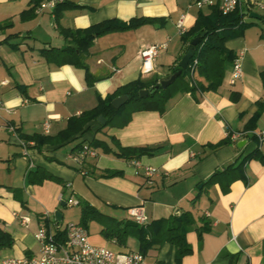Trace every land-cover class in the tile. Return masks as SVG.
Here are the masks:
<instances>
[{
  "label": "crops",
  "instance_id": "1",
  "mask_svg": "<svg viewBox=\"0 0 264 264\" xmlns=\"http://www.w3.org/2000/svg\"><path fill=\"white\" fill-rule=\"evenodd\" d=\"M70 1L84 7L65 8L56 21L49 8L40 12L35 8L33 17L21 19L30 0H0V23L9 24L0 30V81H7L0 85V227L14 240L11 247L0 248V264L6 258L37 254L39 246L34 233L41 223L39 215L47 211L52 221L58 210L60 223L51 224L62 229L60 224L67 209L60 206H71L65 204L69 197L77 199L81 208L86 203L114 218V223L106 224L133 222L127 209L138 205L149 221L189 211L194 224L185 233V241L191 252L181 258L180 264H264V162L255 158L247 161L246 180L232 181L227 191H222L217 182L203 186L215 170L240 156L254 150L264 154V24L243 15L244 22L254 23L224 41L235 56L241 55V75L233 83L229 82L230 61L225 64L216 91L197 93V99L189 93H178L168 100L162 114L139 110L123 126L115 123L100 129L99 123L91 120L81 136L64 143L36 145L34 140L23 137L55 136L70 116L94 107L98 95L104 97L137 78L170 73L183 52L175 26L177 19L183 15L187 30L198 10L207 12L208 8L189 7V0ZM255 1L261 7L254 5L251 11L261 15L264 0ZM132 17H153L158 21L96 38L85 59L92 75L98 77L90 87L83 69L47 62L40 54L43 48L65 45L59 27L84 28L109 18L127 21ZM162 41L168 44L154 60L153 71L142 73L140 48ZM258 102L262 103L255 126L245 130ZM45 119L49 121L47 133L42 126ZM8 123L15 127V133L7 131ZM229 130L244 131L245 135L215 149L206 147L225 139ZM252 131L261 133L260 143L252 137ZM93 137L110 151L87 143L96 155L86 157L81 164L72 161L70 155L81 147L76 145ZM132 146L153 148L152 154L137 158L142 165L157 169L150 183L142 168L135 169L129 163L131 159L115 154L119 147ZM35 170L50 173L59 181L30 183L28 173ZM106 170L121 174L102 176ZM201 181V191H197ZM16 213L30 217L27 227L18 222ZM80 219L81 209L73 222ZM203 224L208 229L199 239L197 231ZM102 227L101 224L93 234L88 231L91 243L118 251L131 250L127 245L133 235L121 246L104 238L99 232ZM136 242L134 251H138L137 239ZM149 250L154 253L152 261L147 260ZM149 250L144 255L147 263L174 264L172 244L164 242Z\"/></svg>",
  "mask_w": 264,
  "mask_h": 264
},
{
  "label": "trees",
  "instance_id": "2",
  "mask_svg": "<svg viewBox=\"0 0 264 264\" xmlns=\"http://www.w3.org/2000/svg\"><path fill=\"white\" fill-rule=\"evenodd\" d=\"M43 0H30L29 7L23 10L20 14L21 19H28L35 15V8ZM70 6L84 7L77 4H72L70 0H60L52 8L54 19L58 21L61 11ZM264 19V13L261 14ZM158 18L153 17H132L127 21H122L117 18H109L97 23L91 24L84 28H64L59 27L58 32L66 41L61 47H49L40 50V54L47 61L56 65L71 64L79 67L84 71V80L87 86L98 79L92 75L85 61L90 46L94 40L104 34L113 31H123L136 28L143 24H154ZM254 23L253 21H243V11L238 9L233 12L223 14L218 5L215 4L207 8V12L198 10L195 21L191 27L185 30L180 39L183 44V52L179 55L176 63L170 68V73L176 70H181L180 74L175 78L173 83L165 88L158 85L159 76L153 75L147 79L137 78L124 85L117 87L113 92L108 93L104 97L97 96L96 105L90 109L83 110L78 115L70 116L67 119L65 127L60 130L55 136L32 134L24 136L25 140H34L35 144L64 143L69 138H76V135L81 136L89 129L87 123L91 120L98 122V116H102L104 122L99 123L98 129L110 124L118 123L119 126L125 125L131 114L139 110H155L162 114L169 99L178 93H189L197 99V93L205 91H216L220 86L225 64L233 61L235 54L224 46V41L230 37L240 34L244 28ZM9 26L8 23H0V30ZM201 32L205 34L199 38L198 43L193 46L192 56L188 60L185 68L180 69L178 61L185 50L190 46V41L193 37L198 36ZM194 61H196L194 63ZM193 66V73L191 68ZM263 84H264V77ZM157 86V87H156ZM144 89L147 93L140 97L139 90ZM126 95L127 100L118 108H114L111 104L113 98L119 95ZM235 100L236 97H232ZM261 103L258 102L256 112L249 118L245 125V130H251L255 126V122L260 114ZM254 137V135H252ZM229 138L220 140L213 144H206L208 149H215L229 142ZM83 143H88L93 147H99L104 152H109L110 148L101 141L93 137L91 140H81L76 147ZM153 148L145 146L119 147L118 152H115L119 157L125 159H137L143 154H152ZM258 159L264 162V154L259 150H254L244 156H240L232 163L226 165L221 170H215L209 178L203 183L211 185L219 183L222 191H227L230 183L236 179L246 180L245 164L250 159ZM121 174L117 170H106L102 176H113ZM44 179H52L59 181L58 178L43 170H35L33 173H28L27 180L30 183H40ZM201 181L200 183H202ZM96 220L103 227L100 229L101 235L108 239L114 240L116 244L124 246L129 235H133L138 240V251L143 255L155 246H159L164 242L172 244L175 248L174 264H180L181 258L191 252L190 246L185 241V233L193 227L194 218L189 211H182L177 214H171L167 217H161L150 220L147 224L138 225L131 221L125 220L116 222L115 224H106V221H113L107 215L95 210L89 204L84 203L81 208L80 223L87 228V221ZM57 224L60 221L53 220ZM122 222V225H121ZM206 224L198 228L197 235L200 239L202 233L207 230ZM60 240L64 242V232H59ZM14 240L11 235L0 227V248L11 247Z\"/></svg>",
  "mask_w": 264,
  "mask_h": 264
},
{
  "label": "built area",
  "instance_id": "3",
  "mask_svg": "<svg viewBox=\"0 0 264 264\" xmlns=\"http://www.w3.org/2000/svg\"><path fill=\"white\" fill-rule=\"evenodd\" d=\"M60 0H43L37 7L36 12H40L45 8L52 9ZM217 4L219 10L223 14L233 12L238 9L240 11H251L254 5L261 4L255 0H189V7L197 9L210 7ZM178 35H181L186 27L184 25L183 15H181L175 23ZM168 42H155L144 45L140 48L138 55L141 59V72L144 74L153 71V62L159 52L167 47ZM241 55L238 54L232 61V70L229 82L233 83L235 79L241 75L240 67ZM196 61H194L195 63ZM193 73V66L191 74ZM6 80H1V84H5ZM45 133L49 130V121L45 119L42 123ZM5 128L10 133H15V127L8 123ZM257 137L259 143L262 140L260 132H251ZM244 131H227V137L230 140H235L238 137L244 136ZM96 152L87 143H83L75 154L70 155L72 161L81 164L86 157H94ZM129 163L135 168H142L143 175L147 182H151L152 177L157 173V169L142 165L138 159H131ZM79 201L73 197L65 200L67 205H76ZM130 219L138 225H144L149 222L148 217L144 213L141 206H133L127 209ZM15 217L18 222L27 227L30 222V217L27 214L16 213ZM39 218L41 223L36 229L34 236L39 246L37 254L32 256L11 257L3 259L1 264H149L145 261V256L139 251L134 250H113L102 245H95L90 242L87 228L79 222L69 221L61 229L55 226L53 228L49 212L43 211ZM54 222V221H53ZM57 224L56 222H54ZM59 232H64V242L60 240ZM157 264V263H151Z\"/></svg>",
  "mask_w": 264,
  "mask_h": 264
},
{
  "label": "water",
  "instance_id": "4",
  "mask_svg": "<svg viewBox=\"0 0 264 264\" xmlns=\"http://www.w3.org/2000/svg\"><path fill=\"white\" fill-rule=\"evenodd\" d=\"M243 15H247L250 18L259 20L261 23L264 24V19H262L261 15L255 11H249V12L244 11ZM204 34H205V32H201L198 36H195L191 39L190 46L185 50V52L182 54V56L180 57V59L178 61V66L180 69H183L187 66L188 60L192 56L193 46H195L198 43L199 38L202 37ZM180 71L181 70H176L174 72H171V73H168L164 76L159 77L158 85L161 88H165V87L169 86L171 83H173L175 78L180 74ZM146 93H147V91L144 89L139 90V96L140 97L144 96ZM126 100H127L126 95H124V94L119 95V96H116L115 98L112 99L111 104L114 108H118ZM97 120L100 123L104 122V119L102 118V116H98ZM201 186H202V184L199 185V188H201ZM61 205H64V202H61ZM54 219L57 221H59L61 219V213L58 210H56L54 212Z\"/></svg>",
  "mask_w": 264,
  "mask_h": 264
},
{
  "label": "rangeland",
  "instance_id": "5",
  "mask_svg": "<svg viewBox=\"0 0 264 264\" xmlns=\"http://www.w3.org/2000/svg\"><path fill=\"white\" fill-rule=\"evenodd\" d=\"M245 19L247 20H251L252 18L248 17V16H244ZM253 20V19H252ZM254 21V20H253ZM256 22H259V24H262L260 23V21H256ZM201 183H198L197 187L199 188V185ZM197 191H201V188H199V190ZM61 209L65 210L67 209L66 213H65V216L64 218L62 219L61 221V224H60V227L64 226L67 222L69 221H76L78 219V213H79V210L81 209V206L80 205H71V206H60ZM93 221V222H92ZM109 220H107L108 222ZM118 221V220H117ZM121 221H124V220H121ZM110 222V221H109ZM119 222V221H118ZM111 223H114L113 221H111ZM87 225H88V231H89V234H93L97 231L98 227L100 226L101 227V223L96 221V220H89L87 221ZM137 247V242H136V239L134 237H131L129 239V242H128V245H127V248L128 249H131V250H135ZM116 249V248H115ZM147 260L148 261H152L154 259V253L152 250H149L147 252Z\"/></svg>",
  "mask_w": 264,
  "mask_h": 264
}]
</instances>
